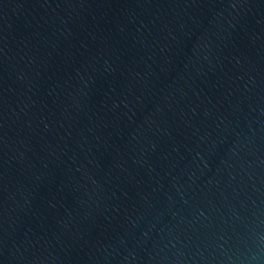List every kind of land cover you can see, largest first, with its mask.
Returning a JSON list of instances; mask_svg holds the SVG:
<instances>
[{"label":"water","instance_id":"1","mask_svg":"<svg viewBox=\"0 0 264 264\" xmlns=\"http://www.w3.org/2000/svg\"><path fill=\"white\" fill-rule=\"evenodd\" d=\"M0 264H264V0H0Z\"/></svg>","mask_w":264,"mask_h":264}]
</instances>
